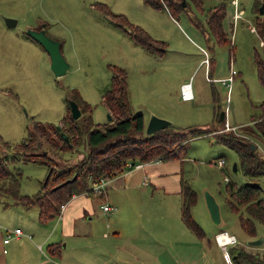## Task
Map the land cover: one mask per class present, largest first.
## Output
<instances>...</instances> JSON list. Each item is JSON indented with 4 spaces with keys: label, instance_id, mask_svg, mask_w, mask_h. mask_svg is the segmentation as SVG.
<instances>
[{
    "label": "rangeland",
    "instance_id": "1",
    "mask_svg": "<svg viewBox=\"0 0 264 264\" xmlns=\"http://www.w3.org/2000/svg\"><path fill=\"white\" fill-rule=\"evenodd\" d=\"M226 1L227 39L221 40L209 32L205 14L193 5L190 14L186 11L170 12L167 8L155 9L144 0H0V157L3 154L8 157V167L14 175L21 173L20 192L37 193L48 173L47 164L25 158L32 157V149L21 147L29 137L31 125L38 121L59 128L72 113L71 101L75 100L81 104L80 118L91 114L94 123L110 122L102 97L111 87L114 65L127 75L132 113H142L147 122L151 115H157L185 131L212 128L209 133L189 136L183 142L184 148L180 147L181 155L186 154L191 159L188 171L196 182L194 187L202 190V194L208 189L220 202L224 224L221 227L213 224L218 229L227 230L225 232L233 234L244 244L260 236L264 238V225L260 222H257L260 236L251 238L247 235L240 226L238 213L227 201L226 176L239 185L250 180L241 171L234 172L233 165L239 163V157L218 139L223 132L246 135L264 152V141L257 135L244 132L248 127H255L252 119H260L263 113L264 87L258 79L254 56L257 50L264 58V41L255 27L257 17H264V12L260 13L264 0ZM98 3L107 4L113 13L125 15L153 38L163 41L161 52L166 53L152 54L135 43L132 30L126 25L118 26L101 11ZM5 17L16 18L17 25L8 26ZM30 27H45L49 36L62 43V53L69 63L66 73L55 75L43 45L30 40L26 33ZM26 35L30 39L25 38ZM206 58L208 63L204 62ZM206 68L211 69V82ZM231 69L237 73L228 101V90L221 79L228 77ZM186 82H191L194 90L191 101L180 98L181 85ZM84 103L91 108L90 112L82 107ZM222 111L226 115L224 120L220 118ZM226 122L232 127L227 128ZM13 155L25 159L10 161L9 157ZM221 155L226 159L223 169L215 161ZM61 157L67 162L59 160L61 165H71L83 157V153L64 150ZM262 186L264 197V184ZM6 195L0 199V215L6 211L3 219L26 221L15 212V208H5L13 199ZM181 197L182 205L184 196ZM191 213L209 236L202 211L193 205ZM27 218L30 219L31 215L28 214ZM48 221L42 222L44 228L41 231L43 236L48 234L51 225V242L56 236L59 238L60 227L54 230L55 221ZM155 224L159 225L156 237L173 238L178 253H170L154 264L189 263L191 259L198 264H233L229 250L237 241L224 245L222 251L213 247L210 254L203 255L199 249L200 236L192 229L188 228L189 236L180 234V244L177 245L178 239L174 237L178 228L172 225L171 218ZM192 233L196 237L194 243L190 237ZM31 234L35 241L39 240L38 231ZM66 240L62 236V241H57L60 242L54 258L58 260L57 264H84L81 262L85 250L83 241L75 245V252L70 244L67 246ZM255 246L264 248V244ZM44 253H48L46 245ZM108 264H119V261L111 259Z\"/></svg>",
    "mask_w": 264,
    "mask_h": 264
},
{
    "label": "trees",
    "instance_id": "2",
    "mask_svg": "<svg viewBox=\"0 0 264 264\" xmlns=\"http://www.w3.org/2000/svg\"><path fill=\"white\" fill-rule=\"evenodd\" d=\"M213 1L186 0L187 3L184 4L183 0H144L152 8H167L170 12L175 13L186 11L185 13L192 14L193 5L198 11L205 14L209 32L221 40L227 39L225 24L228 22V2L219 0L216 4H212ZM97 5L118 26L126 25L130 28L135 43L141 45L149 53L164 54L160 47L161 44H164L163 41L153 38L141 26L130 22L125 15L113 13L107 4L98 3ZM255 27L264 41V17H257ZM41 28L43 27L39 29ZM254 64L258 79L264 87V58L257 50L255 51ZM112 69L111 87L102 97L106 108L112 115V120L107 123H94L91 114L75 119L72 113H69L68 118L64 119L59 128L38 121L34 122L29 129V137L22 142L21 147L32 149L30 154L32 157H25L27 160L48 165L47 177L42 182L41 190L37 193L22 194L20 192L21 173L17 172L14 175L8 167V157L3 154L0 157V199L4 194H7L24 204L34 203L39 208L40 219L50 220L60 214L62 204L68 202L74 195L94 196L96 192L93 189V183L128 170V162H151L179 157L181 156L180 147L185 144L183 142L189 136L212 131L211 127L185 131L172 124L151 134H146L144 115L142 113L134 114L131 111L125 71L114 65ZM75 101L82 111L80 101ZM82 107L86 111L90 112L91 110L86 103ZM261 107L263 109L261 118L252 119L255 127L252 126L253 129L248 127L244 132L253 136L257 135L260 140L264 141V101L261 103ZM62 133H65L68 139H65ZM241 136L223 132L218 139L237 153L239 157L238 171H241L250 180L239 185L229 178L226 181V190L227 201L231 209L238 213L240 226L247 235L255 238L260 236L257 222L264 225L262 186L264 184V152L260 150L256 142L254 143L257 144V147L252 148L249 137ZM64 150H73L76 154L83 153V157L77 159L75 164L61 165L59 160H63L61 153ZM25 158L20 155L9 157L10 161L24 160ZM225 164L226 159L219 168L223 169ZM182 194L184 196L182 204L184 222L198 236H205L204 229L196 222L191 213V208L198 198L196 190L184 181ZM224 231L227 230L219 229L218 233ZM230 247L229 254L233 264H264L263 247L259 249L253 244H244L242 241H237ZM59 249L58 243L47 245L48 253L53 257L57 255Z\"/></svg>",
    "mask_w": 264,
    "mask_h": 264
},
{
    "label": "crops",
    "instance_id": "3",
    "mask_svg": "<svg viewBox=\"0 0 264 264\" xmlns=\"http://www.w3.org/2000/svg\"><path fill=\"white\" fill-rule=\"evenodd\" d=\"M217 2L219 0H214L212 4ZM30 37L25 36L29 39ZM30 40L40 44L32 37ZM206 75H211L210 68H206ZM180 96L185 101L194 99V93L192 99H185L182 94ZM146 123L147 121L145 125ZM220 158H224V155L218 157ZM190 161L186 154L167 160H154L142 167L130 168L109 178L106 189L101 193L96 192L94 196L74 195L66 202L60 214L48 221H55L54 230L60 227L59 238L56 236L51 242H49V238L52 237L50 236L51 225H49L48 234L42 235L41 228H44V225L42 227L41 224L45 221L39 217L38 206L34 203L24 204L11 199L6 203L5 208L7 210L9 207L15 208V212H18V215L26 221L10 222L3 219L6 211L1 213L0 264H57L58 260L54 259L56 257L44 253V246L50 243L60 244L57 241H62V236L67 239V246L70 244L71 250L75 252H77L75 245L83 241L85 250H83L81 262L84 264H108L111 259H117L119 264H154V261L170 256V253H178V249L174 248L173 238L156 237V229L159 226H156V222L161 224L164 219L171 218L172 225L178 228L174 237L178 239L177 245L180 244L181 233L189 236V227L186 223L183 226L184 220L181 214L184 181L196 190L198 198L194 206L202 211L207 223L206 229L210 233L208 236V232L203 228L206 235L200 237L199 249L202 250L203 255L210 254L213 247L220 248L222 251L216 238L219 229L211 223L202 190L194 187L196 182L188 171ZM61 162L67 163L65 160ZM72 162L74 161L70 163ZM145 179L148 181L147 184L144 183ZM105 203L112 206L111 211L103 209ZM28 214L31 215L30 219L27 218ZM13 228H21L23 234L12 236L8 242H4L7 231ZM32 231H38V241H35ZM110 233L113 234L110 236ZM190 237L194 243L196 238L194 233ZM226 255L227 253L224 254L227 259L228 255ZM227 261L229 262L228 259ZM180 264L198 263L191 259L189 263L180 261Z\"/></svg>",
    "mask_w": 264,
    "mask_h": 264
},
{
    "label": "water",
    "instance_id": "4",
    "mask_svg": "<svg viewBox=\"0 0 264 264\" xmlns=\"http://www.w3.org/2000/svg\"><path fill=\"white\" fill-rule=\"evenodd\" d=\"M183 3L185 4L186 0H183ZM263 12H264V4H262L260 7V13H263ZM5 21H6V24L11 27L16 26L18 23V20L13 17H5ZM26 32L33 39H35L41 45H43V47L46 49V51L50 55L51 69L53 70L55 75L60 76L66 73L69 68V63L66 61L62 53L61 42L49 36L44 27L41 29L29 28ZM71 111H72L73 118L76 119L80 117L81 110L76 101H71ZM108 117H109V120L111 121L112 115L109 111H108ZM224 117H225V112L222 111L220 113V118L224 119ZM172 124L173 123L168 119L159 117L157 115H151L149 121L147 122L145 126V133L151 134L161 128H164ZM62 134L65 139H68L65 133H62ZM250 145L252 148L257 147V144L254 142H250ZM233 170L234 172H238L237 163H234ZM203 196H204L206 208L210 215V219L216 226L221 227L224 224V220L222 217L220 202L217 200V197L208 189H204ZM263 243H264V238L261 236L257 239H253L250 241V244H253V245H262Z\"/></svg>",
    "mask_w": 264,
    "mask_h": 264
},
{
    "label": "built area",
    "instance_id": "5",
    "mask_svg": "<svg viewBox=\"0 0 264 264\" xmlns=\"http://www.w3.org/2000/svg\"><path fill=\"white\" fill-rule=\"evenodd\" d=\"M204 62L205 63H208L209 62V59L206 58L204 60ZM236 73H237V71L235 69H231L230 75L228 77L224 78V79H221V83L224 84L227 87V90H228V92H227V96H228V99L227 100L228 101H229V95H230L232 83H233L234 76H235ZM207 76H208V79L209 80H212L209 77V75H207ZM181 94H182L183 98H185V99H192L193 98V91H192V84H191V82H186V83H183L181 85ZM226 127L227 128H230L232 126L228 122H226ZM224 162H225V159L224 158L218 159V161H217L218 167H221L224 164ZM146 163H149V162H137V163L128 162L127 163V168L128 169H130V168H139V167L144 166ZM108 179L109 178H102L99 182L93 183L92 186H93V189L95 190V192H98V193L103 192L106 189V184L108 182ZM228 180H229V177L226 176L225 177V181H228ZM144 183L145 184L148 183L147 179L144 180ZM65 204L66 203L62 204L61 211L64 209ZM103 209L105 211H111L112 210V206L109 203H105L103 205ZM226 233L228 234V232H226ZM21 234H23V230L21 228L9 229L7 231L6 236L4 237L3 241L4 242H8L11 239L12 236H19ZM230 236H232V239L230 241H221L219 239V233L216 235V238L218 240V243H219V245L222 248L226 244H229V243L232 244L233 242H236L237 241V239H236V237L234 235H231L230 234ZM4 251H6V250L4 249Z\"/></svg>",
    "mask_w": 264,
    "mask_h": 264
},
{
    "label": "bare ground",
    "instance_id": "6",
    "mask_svg": "<svg viewBox=\"0 0 264 264\" xmlns=\"http://www.w3.org/2000/svg\"><path fill=\"white\" fill-rule=\"evenodd\" d=\"M219 239L221 241H230L232 239V236L228 235L226 232H220Z\"/></svg>",
    "mask_w": 264,
    "mask_h": 264
}]
</instances>
